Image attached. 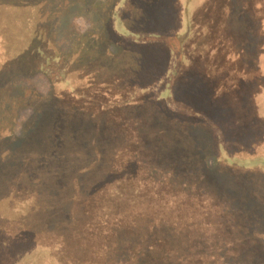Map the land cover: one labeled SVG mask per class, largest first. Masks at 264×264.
<instances>
[{
  "label": "rangeland",
  "instance_id": "1",
  "mask_svg": "<svg viewBox=\"0 0 264 264\" xmlns=\"http://www.w3.org/2000/svg\"><path fill=\"white\" fill-rule=\"evenodd\" d=\"M35 1V12L32 10L30 17L40 27L35 40L43 44L55 59L53 64L43 66L44 58L29 56V51L27 58L12 68L3 69L0 65V124H3L0 133L4 134V129L9 128V134H12L8 142L0 143V156L13 152L14 160L24 157L25 164L27 159L39 158L41 165L30 170L27 163L24 168L18 169L19 160L3 162V165L0 164V177L11 173L16 176L17 172L24 173L25 169L34 176L44 177L50 170L52 185L49 181L48 186L51 187L38 189V194L43 199L49 197L51 203H71L72 189L77 188L83 197L79 200L81 205L76 204L75 209L79 208L81 213L76 221L67 226L82 231L81 242H76L74 248L64 249L62 244L57 243L61 238L49 236L53 232L58 235L66 233L65 229L59 231L57 224H50L54 221L47 219L50 214L44 211L43 206H40L37 214L31 215L35 232L10 230L8 221L13 223L20 214L13 212L14 207H9L7 200H0V212L4 209L0 214V264H88V258L97 261L105 258V250L108 251L105 260L116 258L114 261L117 264H128L125 260L130 257L133 248H141L136 245L137 242L150 238L156 231L122 229L120 233L125 236L117 235L113 240L117 243L109 246L108 250V227L115 224L114 220L122 218H150L154 222L177 224L178 228L190 222L194 226L188 233L176 229L185 242L183 250L166 243L159 244L163 252L176 253L180 262L160 258L156 253L141 258L140 252L136 264H199L197 261H201V264H225L222 258L228 256H233L231 264L232 261L236 264L238 256L249 249L264 253V234H251L249 228L243 229L234 222L236 211L228 204L222 205L217 194L210 198L207 193L217 184L233 190L244 187L247 192L252 191V194H259L264 199V151L254 154L258 155V159L252 156L255 152L254 140L264 146V109L255 108L258 102L264 104V99L261 102L264 95V28L258 31L260 45L257 54H253L250 60L245 55L241 57L231 53L227 39L209 42L205 30L198 27L191 31L186 21L184 27L183 13L180 20L184 28L177 31L174 26L180 13L170 12L163 7V0L157 1L158 8H155L158 15H154L155 8L152 6L149 20L145 15H139L137 19L146 25L164 22L170 26L166 46L173 48L178 56L177 67L182 73L191 74L189 69L192 68L194 72L210 74L207 80L200 79V85L206 92L205 99L202 96L201 100L199 89L193 90L189 86L192 83H186V78L180 88L183 95L177 98L185 104L201 103L214 109L223 103L227 111L222 116L213 119L207 117L212 124L218 123L221 134H226L230 128L234 130L235 124L239 123L237 121H240L239 124L247 121L255 108L258 119L252 126H256V131L248 140L245 136L247 130L224 142L219 150L217 148L220 161L213 158L216 157L215 143L210 125L196 121L195 125H191L187 120V111L183 114L184 122L180 123V129L187 135L169 132L171 125L177 123L174 119H182L181 114V117H170V120L163 115L165 108L172 112L181 107L171 93L170 87L175 77H170L173 73L171 63L158 81L149 87L145 84L144 87L133 88L129 82L130 77L141 75L146 78L149 73L154 74L157 63L165 57V48L155 51L149 45L132 44L130 39H137L136 36L140 35L136 31L138 24L119 21L126 6L134 0ZM160 2L163 4L160 5ZM190 2L183 0L179 7L183 11L187 4L186 11L195 13L202 0L197 2L195 9H192ZM174 3L176 5L178 2ZM10 9L16 15L14 12L17 11ZM9 11L0 5V38L6 47L19 42L22 33ZM237 29L233 28L234 31ZM165 33L160 32L162 35ZM146 35L144 32L143 36ZM97 42L105 46L98 48ZM4 58L0 53V59ZM138 64H142V67H137ZM191 80L196 81L195 78ZM122 104H135V108L118 112L116 116L113 110L114 117L110 115L111 111H106V108ZM57 111L61 112L63 119L62 126L60 122L56 124L61 128L56 138L53 127ZM97 128L101 131L96 132ZM112 129L118 133L111 134ZM93 138L102 147L100 158L93 159L90 154L89 142ZM223 140H226L225 135H221L217 142L222 143ZM52 141L58 142V146L52 147ZM112 141L116 145L110 150L107 144ZM192 141H197V146L203 148L200 153L206 151L200 162L190 154L192 149L189 152L185 149L191 147ZM246 152L250 155H246ZM173 154H177L178 158H174ZM237 155L245 158L243 163L239 162L242 159H237ZM46 156L51 157L55 164H48ZM190 159L194 165L203 161L207 163L202 165L199 172L189 168ZM60 162L66 168L58 165ZM246 204L251 210L252 202ZM8 208H11L10 212H7ZM84 209L88 213H84ZM226 209L229 217L225 216L228 215ZM3 214L11 217L4 219ZM61 215L64 212L57 218ZM197 227H204L210 236L218 237L219 252L204 247ZM224 230L226 232L222 237ZM172 233L159 232L165 240ZM43 245L52 249L51 255L43 254L46 252L41 250ZM41 257H44V261H41Z\"/></svg>",
  "mask_w": 264,
  "mask_h": 264
},
{
  "label": "trees",
  "instance_id": "2",
  "mask_svg": "<svg viewBox=\"0 0 264 264\" xmlns=\"http://www.w3.org/2000/svg\"><path fill=\"white\" fill-rule=\"evenodd\" d=\"M26 1L27 2L23 0H3V2H0V5L3 6L5 9H7L8 11H9V8H11L10 10L17 11V12H14L16 13V15L13 14V12H10V11L9 12L14 22L17 25H19L20 30H22V33L20 34L21 38H19L20 39L19 42L17 41L15 45L13 46L6 47L4 40L0 38V53L1 55L5 56L4 60L0 59V65L3 69L5 67H7V69L12 68L14 65H17V62L25 60L27 58V53L29 51H30L29 56H34L36 58L37 57L44 58V63L42 64L43 66L54 63L55 58L52 57V54L49 53V50H46L43 44L35 40L37 35H39L38 33H36V31L39 30L40 27L36 26V20L31 21L30 17L32 16L31 13L33 14L32 10L35 12L36 1L35 0H26ZM38 1L39 0H37V3H39ZM157 1L158 0H147L146 2H144L143 0H138V1L134 0L132 4L126 6V9L120 15L119 21H123V22L131 21L132 23L134 22L138 24L137 26L138 28L136 29V31L140 35L136 36L137 39H130L132 44L134 45L139 44L143 46L149 45L155 51H162L163 48H165V52H163L165 53V57L163 59H160V61L157 63V66L154 69V74L149 73V76H146V78H144L141 75L136 76L135 78L130 77L129 82H131L133 88L134 87H139V88L144 87L145 84H147V86L149 87L151 84H154L156 83V81H158V78L162 74L165 73V71L167 70V68L169 67L171 63L173 66V73L171 74L170 77L175 76L172 82L173 85H171L170 87L172 88L171 93L174 99L176 100V102L179 103L181 107H179L176 111L172 110V112H170L169 110H167V108H165L166 113L165 114L162 113V114L168 119L170 117H175V116L179 118V115L181 114L183 120L174 119L177 123H173L171 125V127L169 128V132L173 134L178 132L181 135L182 134L187 135L183 130L180 129L181 127L180 123L182 121L184 122L183 114H186L184 111H187L188 113L187 120L189 121L191 125H195L196 122L198 123L202 122L203 125H208V126L210 125L209 127L212 132L211 134H212V137L215 143L214 144V147H215L214 154L216 157H213V158H216L217 160L218 158L217 148L219 150L220 147L224 144V142L226 143L227 141H230L232 137L236 138L237 135L239 136L241 133H244V131H247V130L248 131L246 132V135H245L246 140H248L253 135V133L256 131V126H252V123H254L255 120L258 119L255 108H257V110L261 109L262 111V109H264V104L262 103L260 104V102H258L257 105H255V108H253L254 111L251 113V115H249L250 118L247 121H243L241 124H239L240 121H237L239 123L235 124L234 130L233 129L231 130L230 128L226 132V134H221L219 130L221 127H218L219 126L218 123L216 125L212 124L211 120H209L207 117L209 116L210 118L213 119L214 117L218 118L219 115L222 116L223 113L227 111V107L225 105L224 106L226 108L222 106L223 103L217 105L216 108L214 109V107L212 108L208 106H203V104L201 103H195L191 105V104L182 103L180 100H178L177 97H181L183 95L180 88L183 87L181 86V83H183L185 78H186L185 80L186 83L188 82L189 84L192 83L189 86H192V88H194L193 90L199 89V92L201 94V100H202L206 92L200 85V82H201L200 79L203 80V79L209 78L210 74L208 72L200 74V73L192 71V68L189 69L191 74H188L187 72L182 73L180 68L177 67V62L179 59L178 56L174 52L173 48L166 46L165 40L169 38V35H170L169 31H171V29L169 28L170 26L164 22H163L164 24L162 22L161 23L154 22L153 24L146 25L142 21L137 20L139 15H141V17L142 15L143 16L145 15L144 17L146 19L148 18L149 20V18L151 17L150 13L153 9L152 6H154V8L155 7L158 8ZM174 2H178V3H176L175 5ZM182 2L183 0H165V1L163 0V3H165L163 7H166V9L170 10V12L175 11L176 13H180V17L178 19L177 25L174 23L175 24L174 27L177 28V31L180 30L183 26L185 27L184 23L186 21V23L188 22V24H190L191 31L196 30L198 27H199V30L200 29L205 30L206 40L209 42H212V41L214 42L217 39L218 40L227 39L232 49L230 52L231 53L233 52V54L237 56L243 57L245 55L246 57H249V59L251 60L254 57L253 54H257L258 46L260 45V40H258V36H259L258 33L260 32V29L262 27L264 28V0H202V3H200L199 5L200 10L198 9V11H196L195 13L194 12L189 13V11L188 12L186 11L187 4L184 7V10L182 11V8L179 7L180 3ZM197 2L199 3L201 2V0H191L190 4L192 5V9L197 8L198 6ZM163 3H161L160 5H162ZM156 8L154 9V15H158V11L156 10ZM22 9L23 10L25 9V10L22 12ZM19 13L21 14L20 16L18 15ZM181 13L185 15L183 19H182L183 14L181 16ZM180 19H182L183 26H181L182 22ZM8 22H9V19L6 20V23ZM1 25H3V23H1ZM187 26L185 29H187ZM234 27H237L238 29L234 31L233 30ZM162 31H166L165 34L167 36L160 34V32ZM30 32L31 34L29 36ZM144 32L147 33L148 36L147 35L143 36ZM101 44H104V43L97 42L96 46L98 48H100V46H105V44L104 45H101ZM156 54L158 53L156 52ZM38 67H39V63H38ZM137 67L141 68L142 64H138ZM51 71L52 70H50V72ZM190 78L192 79L195 78L196 81L194 80L190 81ZM142 81H147V82H142ZM178 89H179V92H178ZM247 98L248 97H246V99ZM261 98H262L261 102H263L264 95ZM134 106L135 104L134 105L122 104L121 106L106 108V111H109V112L111 111L110 115L114 117L113 110H115V116H116L118 112L120 113L124 110L135 108ZM60 113L61 112L59 111L56 112L57 116L55 118V124L53 127L55 137L57 136V133H59L58 131L61 129L59 126H57L58 123L60 122L62 126L63 118L62 116H60ZM194 121L196 122L194 123ZM1 127H3V124H0V128ZM4 130H5L4 134L0 133V143L8 142L10 140L9 135H12V134H9V128H5ZM95 131L100 132L101 130L97 128ZM110 133L117 134L118 132L112 129ZM221 135L226 136V140H223L222 143L217 142V139ZM91 140H92L91 142L88 141L90 144V145L88 144L90 146L89 147L90 154L92 155L93 159L100 158V156L102 155L100 153H103L100 142L98 140L95 141L94 138ZM254 141L253 143L255 144V147H254L255 152L252 154V156L253 158L258 159L257 158L258 155L256 156L254 154L257 152L264 151V146L262 143L254 142ZM196 142L197 141H194V142L192 141L191 147L185 148V149L188 152L192 149L190 151V154L195 158V160L200 162L201 156L205 154L206 151L203 153H200L203 148L198 147ZM51 144H52V147L58 146V142L56 141H52ZM107 145H109L110 150H112L115 148L116 142L112 141V143H108ZM12 153H8L4 157L0 156V164L3 165V162L7 163L10 160L11 162L13 161L17 162L19 160L18 169L24 168L25 164L27 163L28 165H30L29 166L30 170L31 169L35 170L37 167H40L41 165L39 158L27 159V162L24 164L25 162L24 157H18V158L16 157L14 160L12 159L14 157ZM177 154L180 155L179 151H177ZM177 154H173V157L178 158ZM245 154L250 155L249 152H246ZM237 157H238L237 159H240V160L242 159V161H239V162H242V163L244 162L245 158H242L241 155H237ZM243 157L245 156L243 155ZM46 158H48V162H47L48 164L49 163H51L52 165L55 164L53 162L54 160H52L51 157L46 156ZM218 160L221 161L220 157L218 158ZM206 163H207L206 161H203L199 165H194L192 162V159H190L189 168L192 170H198L199 172H201L202 165ZM58 165H62V162H60ZM61 167L66 168L64 165H62ZM22 172L21 171L17 172L18 174L16 176H14V173H11L13 175L10 174L9 176H7L8 175L7 174L5 176L0 177V200L1 201L7 200L9 204L8 206L11 208L14 207L13 212L20 214L18 215V217L14 218L13 223L10 224L11 220L8 221V224L11 225L10 230L17 232L22 229V232H27V233L35 232V228H34L35 222L33 221L31 215L35 213L37 214V210L40 209V206H43L44 211L49 212L50 214V216H48L49 218L47 219H52L51 221H54V222H50V224L52 223H55V225L57 224L58 230L61 231L62 229H65V233H66V235H58L56 232H53L49 234V236L51 237L58 236L59 239L61 238L60 240H58L57 243L59 245L62 244L64 249L74 248L76 245V242L77 243L81 242L80 236H81L82 231H77V227L75 230H73L71 227L68 228L67 225L69 223L76 221L78 214L81 213L79 208L75 209V205L80 203L79 200L83 197L81 196L82 195L81 192L77 188L72 189L73 196H71V203L60 204L58 201L51 203V201H49L50 200L49 197L43 199L38 194V189H44L45 187L49 189L51 187V186H48L49 181H51V185H52L51 171L47 170L44 177H40V176L38 177V175L34 176L33 173L31 174L27 173L28 171L26 169L24 171L25 174ZM213 186L214 188L211 187L212 190L211 189L207 190V193L210 195V198H214L215 195L217 194L219 197V200L222 201L221 202L222 205L228 204L234 209V211H236L237 218L236 220H234L235 223L240 224V226L243 229L249 228V231H251V234H254L255 232L264 234V199L259 194H256V193L252 194V191L247 192L246 189H244V187H242V189L235 188L233 190L229 186L217 185V184ZM85 193H87V189L85 190ZM248 201L252 202L251 210H248L247 208L248 206L246 203ZM11 208L6 209L7 212H10ZM3 210L4 209L2 208L0 214L3 213ZM61 212H64V215H61V217L57 218L58 215L60 216ZM225 212L228 214V209H226ZM84 213H88L87 210L84 209ZM14 216H16V214H14ZM225 216L229 217V214ZM4 217H6L4 219L8 220L7 217H11V216L5 215ZM56 218H57V221L55 220ZM72 218H74L73 221H72ZM134 219L135 218H132V219L122 218V219H119L118 221L114 220L116 221L114 225L111 223L112 225L108 227V230H110L108 232L109 236H108L107 245H106V248L108 250H109V246H114V243H117L113 241L115 238L118 237L117 235L122 234V236H125L124 233H120V230L125 229L126 231H128V230H132L133 228L135 230L137 229L143 232V229L144 231L148 229L149 231L154 230L156 231V233H152L153 236H151L148 239H143V240L138 241L136 245L141 246V248L134 247L130 257L128 258L127 261L125 260V262H128V264H136L135 260L137 256H139L140 252H142L141 258H146V255L150 253H156L158 256L160 255L159 256L160 258H169L172 261L180 262L179 256L176 253L174 254L173 252H163L162 249L159 247V244L166 243V244L172 245L175 248L183 250L184 249L183 246L185 242L183 241L181 235L178 232H176V229H179V230L181 229V230H184L186 233H188L194 228L191 222L188 223V225L186 224L185 226L178 228L177 224L154 222V220L150 218H137L135 220ZM62 222L64 223L67 222V223L63 224ZM224 223H229V221L224 222ZM65 226H67V229L65 228ZM197 228H199V231H200L199 239L202 242H204V247H207L208 249H212L214 251L219 252L220 251V241L217 239L218 237L214 235L210 236L208 233V230L204 227L202 228L197 227ZM260 229H262L263 231H260ZM163 231H171V233L174 231L175 232L172 234H169L170 238H168V240H165V237L159 234V232H163ZM225 232L226 231L224 230L221 233L222 237L224 236ZM240 235L244 236V234H240ZM122 236H120L119 238L122 239ZM192 236H196V235L192 234ZM41 250L46 251V252H43V254L48 253L51 255L52 249L50 247L48 248V246L43 245ZM252 250L253 249H249L244 254L241 253L242 255H239L238 256L239 258L237 257L238 262L236 264H250V263L264 264L263 263L264 257L262 256L264 253L263 252L258 253ZM105 252H106L105 258H106L108 251L105 250ZM105 258L99 259L98 261L91 260V258H88V260H90L88 264H98L100 262H102L101 264H117L116 261H114L116 258H113V260L112 259L109 260V258L108 260L107 259L105 260ZM41 259H42L41 261H44V257L43 258L41 257ZM52 259H55V257H53ZM232 259H233V256L222 258L225 264H231ZM197 263L201 264V261H197ZM232 264H233V261H232Z\"/></svg>",
  "mask_w": 264,
  "mask_h": 264
}]
</instances>
